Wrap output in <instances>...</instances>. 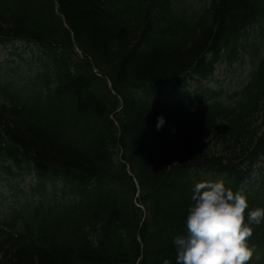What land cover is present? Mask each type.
<instances>
[{
	"label": "trees",
	"instance_id": "obj_1",
	"mask_svg": "<svg viewBox=\"0 0 264 264\" xmlns=\"http://www.w3.org/2000/svg\"><path fill=\"white\" fill-rule=\"evenodd\" d=\"M254 1L213 0L206 17L186 18L168 40L153 37L156 19L146 13L153 0H0V41L39 46L44 68L47 49L56 57L59 44L71 64L70 30L115 92L89 65L70 67L75 82L64 85L61 61L55 74L42 70L30 85L0 86V173L27 163L44 185L58 182L65 199L39 207L40 230H0V264H175L173 238L186 234L191 189L202 172L219 174L228 160H245L256 141L264 157V137L249 131L261 108L255 101L246 109L242 102L167 115L150 101L158 84L178 82L173 95L187 72L203 80L215 64L236 60L258 16ZM160 115L165 124L157 130ZM230 177L236 190L239 176Z\"/></svg>",
	"mask_w": 264,
	"mask_h": 264
},
{
	"label": "clouds",
	"instance_id": "obj_2",
	"mask_svg": "<svg viewBox=\"0 0 264 264\" xmlns=\"http://www.w3.org/2000/svg\"><path fill=\"white\" fill-rule=\"evenodd\" d=\"M164 124V116H157L155 128ZM190 199L186 234L173 238L175 264H246L253 255L246 239L252 235L250 225L264 221V208L249 209L245 222V193L226 187L223 179L196 182Z\"/></svg>",
	"mask_w": 264,
	"mask_h": 264
},
{
	"label": "rangeland",
	"instance_id": "obj_3",
	"mask_svg": "<svg viewBox=\"0 0 264 264\" xmlns=\"http://www.w3.org/2000/svg\"><path fill=\"white\" fill-rule=\"evenodd\" d=\"M195 3L197 1L194 0ZM14 43L15 45L11 46L18 49V54L12 52L13 48L10 46V42L0 44V83L14 82L15 84L25 85L29 83L28 77L33 80L36 73L37 62L33 59L35 52L32 50L34 47H32V44L23 47L22 44H19L21 42ZM9 67L13 70L12 73L7 72ZM217 76L218 79L227 78L224 87L228 91H234L235 84L227 86L228 80L231 79L229 75H221L218 72ZM187 84H190V82H187ZM211 89H215V86L212 85ZM2 101L3 98L0 96V103ZM14 173L18 176L15 179L0 175V221L7 218L3 224L5 223L8 226L16 224L18 229L23 230L31 219H35L37 208L33 206L42 200L39 199L42 198V187H37L38 179L34 174L24 175L23 172L21 173L18 170H14ZM54 192L57 191L50 189L48 186L43 195H45L47 201H52L54 195L57 199L59 198V195ZM30 198L31 200H29ZM25 201L28 202L24 203ZM37 224L39 225V223ZM257 257L258 261L254 260L253 264H264V243L261 245L258 256H255V258Z\"/></svg>",
	"mask_w": 264,
	"mask_h": 264
},
{
	"label": "bare ground",
	"instance_id": "obj_4",
	"mask_svg": "<svg viewBox=\"0 0 264 264\" xmlns=\"http://www.w3.org/2000/svg\"><path fill=\"white\" fill-rule=\"evenodd\" d=\"M71 40L75 43L73 36L71 37ZM50 53H52V52L49 51L47 56L50 55ZM56 61H61L63 63V67H64V75L62 76L63 84L71 86L73 84V82H75V81L73 80V77L71 75V71L67 68V63L64 62V59L60 55L57 54L56 57L55 56H51L49 58L47 57V65L43 69V72L45 74H48V75L55 74L56 73V69H55V62ZM103 71L104 70H103L102 64L96 65L94 67L93 71H92V74L94 76L101 75V74H104ZM41 73H42V71H41ZM88 76H89V78H91V75H88ZM54 78L55 77H53V81L51 82L50 87H55L56 86V82H55ZM160 85H163V84H158L157 86H160ZM81 86H82V88H84V85L82 83H81ZM161 102L162 101H156V102H152V100L150 101V103L154 107V109H157V107H159L167 115L168 114H174V110L173 109L167 108L166 106L161 107L160 106ZM120 109H121V101H120V107L117 109V112L120 111ZM117 159H118V161L120 163H122V165H124L127 176L128 177H132V174L129 172L128 164L125 161H123L122 158H121V152L117 156ZM176 163H177L176 161H173L171 164H176ZM27 167H28L27 163H23L20 167L13 166L12 167L13 174H10L9 178L10 179H15L16 177H18L17 174L14 173V170H18L21 173L23 172L24 175L27 174ZM30 167H31V165H30ZM203 174H204V172H202V175ZM222 176H225V174H222ZM36 178L38 180H41V177H39L37 175H36ZM134 182H135V180H134ZM54 185H55V187L52 186V185H48V186H49L50 189L57 191V192H54V193H59L58 189L60 187V184L58 182H55ZM38 230H40V229H38Z\"/></svg>",
	"mask_w": 264,
	"mask_h": 264
}]
</instances>
